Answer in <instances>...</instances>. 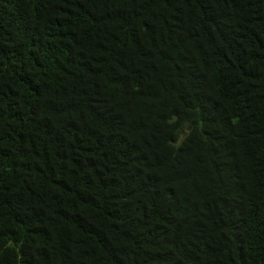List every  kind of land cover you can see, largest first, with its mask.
<instances>
[{"label": "trees", "instance_id": "trees-1", "mask_svg": "<svg viewBox=\"0 0 264 264\" xmlns=\"http://www.w3.org/2000/svg\"><path fill=\"white\" fill-rule=\"evenodd\" d=\"M0 264H264V0H0Z\"/></svg>", "mask_w": 264, "mask_h": 264}]
</instances>
